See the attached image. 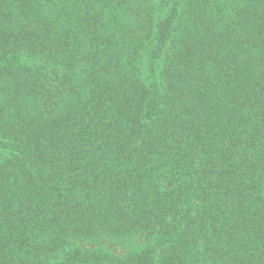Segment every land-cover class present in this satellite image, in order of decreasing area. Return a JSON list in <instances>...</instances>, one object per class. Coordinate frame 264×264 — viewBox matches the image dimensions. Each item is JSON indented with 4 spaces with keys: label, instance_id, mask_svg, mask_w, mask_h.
Masks as SVG:
<instances>
[{
    "label": "trees",
    "instance_id": "trees-1",
    "mask_svg": "<svg viewBox=\"0 0 264 264\" xmlns=\"http://www.w3.org/2000/svg\"><path fill=\"white\" fill-rule=\"evenodd\" d=\"M0 264H264V0H0Z\"/></svg>",
    "mask_w": 264,
    "mask_h": 264
},
{
    "label": "rangeland",
    "instance_id": "rangeland-1",
    "mask_svg": "<svg viewBox=\"0 0 264 264\" xmlns=\"http://www.w3.org/2000/svg\"><path fill=\"white\" fill-rule=\"evenodd\" d=\"M142 242H143L142 237H135L134 239L116 240V241L101 239L100 246L113 254L122 255L128 249L132 248V246L142 245L143 244Z\"/></svg>",
    "mask_w": 264,
    "mask_h": 264
}]
</instances>
